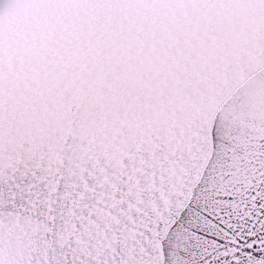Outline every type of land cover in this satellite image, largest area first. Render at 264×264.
<instances>
[{"label": "water", "instance_id": "95a60500", "mask_svg": "<svg viewBox=\"0 0 264 264\" xmlns=\"http://www.w3.org/2000/svg\"><path fill=\"white\" fill-rule=\"evenodd\" d=\"M0 264H264V0H0Z\"/></svg>", "mask_w": 264, "mask_h": 264}]
</instances>
